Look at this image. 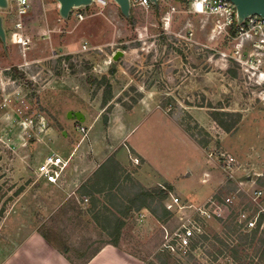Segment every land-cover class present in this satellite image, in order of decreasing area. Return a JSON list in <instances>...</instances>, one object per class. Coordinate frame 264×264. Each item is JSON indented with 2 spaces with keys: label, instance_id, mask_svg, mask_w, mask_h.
Returning a JSON list of instances; mask_svg holds the SVG:
<instances>
[{
  "label": "rangeland",
  "instance_id": "obj_1",
  "mask_svg": "<svg viewBox=\"0 0 264 264\" xmlns=\"http://www.w3.org/2000/svg\"><path fill=\"white\" fill-rule=\"evenodd\" d=\"M30 1L24 16L16 7L0 8L6 35L0 40V261L9 242L7 226L14 222L48 216L71 243L89 251L106 237L79 201L80 208L72 209L69 199L49 216L63 189L40 185L35 167L51 152L67 157L79 142V126L88 127L91 117L87 115L84 124L66 110L99 112L104 87L98 80L107 76L113 86L112 105L122 113L135 108L129 122L138 126L130 143L165 167L177 184L173 192L193 202L212 195L233 200L224 220L208 224L195 256L176 260L161 250L164 226H175L170 216L163 222L156 218L158 223L152 225L132 222L133 214L121 247L145 264H212L205 260L209 254L235 264L228 249L224 254L217 250L226 247L219 240L232 247L239 234L251 231L239 211L255 200L257 190L264 192V85L220 57L233 44L215 28L216 16L195 12L189 0H161L156 12L135 6L132 24L116 2L106 7L92 2L73 8L66 22L57 0ZM77 12L85 18L80 20ZM18 21L30 42L26 49L15 40ZM191 28L192 44L179 37ZM85 42L87 50L82 48ZM119 50L123 55L114 60ZM213 110L235 112L240 119L228 132L213 119ZM220 152L237 160L230 173L221 166ZM123 154L129 160L127 149ZM125 176L122 172L121 180ZM244 248V264H262L264 245L257 241Z\"/></svg>",
  "mask_w": 264,
  "mask_h": 264
},
{
  "label": "built area",
  "instance_id": "obj_2",
  "mask_svg": "<svg viewBox=\"0 0 264 264\" xmlns=\"http://www.w3.org/2000/svg\"><path fill=\"white\" fill-rule=\"evenodd\" d=\"M159 1V0H158ZM193 10L198 13L214 15L217 18L215 28L219 27L220 32L230 36L232 48L230 52L221 51L220 57L225 60H232L240 70L241 74L249 80L255 81L259 85H264V16L252 13L239 20L237 7L231 0H189ZM103 7L108 6L115 0H92ZM131 5L149 8L152 0H129ZM10 8L16 7L20 16L28 13L31 7L30 0H7ZM56 7L60 4L57 1ZM1 8V7H0ZM176 7L171 6V11ZM169 11V14L170 12ZM1 15V13H0ZM80 20L85 18L82 12H77ZM170 19V17H168ZM16 42L24 49L30 47L29 39L25 36L22 21L15 23ZM234 29V33L232 30ZM223 34V35H224ZM180 38L186 42L195 43V31L191 28ZM83 49H89L88 43H83ZM83 136L87 134L85 126H79ZM219 158L221 166L229 173L234 170L237 163L236 158L228 152H220ZM71 156L65 157L57 152L46 155L44 160L35 167V174L38 181H46L60 185L65 177V173L70 163ZM135 164L141 162L140 158L133 156ZM88 198H86V201ZM233 200L229 197L218 198L210 196L207 200L188 201L179 193L169 192L164 201L166 208L170 211V217L175 222L173 229L164 226V240L161 250L167 252L176 260H184L192 255H196L199 242L203 235L207 233V226L213 220H224ZM239 215L244 217V226L249 230L259 228L264 231V192L256 191L254 201H250L247 207L239 211ZM221 256L216 259L206 257L207 262L212 264H226Z\"/></svg>",
  "mask_w": 264,
  "mask_h": 264
},
{
  "label": "crops",
  "instance_id": "obj_3",
  "mask_svg": "<svg viewBox=\"0 0 264 264\" xmlns=\"http://www.w3.org/2000/svg\"><path fill=\"white\" fill-rule=\"evenodd\" d=\"M66 50V48L60 47L61 53L62 51L66 53ZM134 109L131 110L132 112L122 113L117 104L113 105L112 109L108 111L109 120L107 123L103 122L105 117L103 112L106 111V106H103L102 103L99 112L96 113L97 115H93L90 111V113H87L79 108H68L66 110V112L68 110L83 112L85 114L84 124H86L87 115L91 117L92 121L88 127L86 126V136L82 135V138L67 155V157L71 156V159L62 183L57 185L46 181H38L43 186L50 188L56 186L63 189L58 190L57 204L50 206L52 210L49 216L57 212L69 199H72L73 202L74 199L79 201L81 207H86L84 214L85 212L89 214L87 212L89 199L86 201L88 197L79 195V187L93 176L111 155H115L117 161L121 164L122 172L130 173L145 187L162 185V182H168L174 187L177 186L176 181L173 180L174 178L169 177L164 166L153 163L146 157L141 147L136 143H130L129 140L133 137V132L138 126V124L131 125L129 122L132 115L135 114ZM117 115L116 122L115 116ZM124 148L127 149L129 160L123 158ZM132 150L136 155L132 154ZM133 156L139 157L141 162L135 164L132 160ZM49 218L47 216L41 217L39 221L14 222L7 226L8 232L5 235L9 242H6L7 249L1 255L0 264H72L40 233V225ZM132 218V222L135 220L136 223L138 221H145L152 225L158 223L156 217L147 208L135 212ZM87 264H145V261L127 249L119 248L113 244H106Z\"/></svg>",
  "mask_w": 264,
  "mask_h": 264
},
{
  "label": "trees",
  "instance_id": "obj_4",
  "mask_svg": "<svg viewBox=\"0 0 264 264\" xmlns=\"http://www.w3.org/2000/svg\"><path fill=\"white\" fill-rule=\"evenodd\" d=\"M161 3V0L157 3L153 2L150 7L156 12ZM134 7V5H131L128 14L122 13L132 24H135L133 16ZM61 17L68 22L71 18V13L68 17ZM232 32L234 33V29ZM226 37L228 41L231 40L230 36ZM0 40H2L1 36ZM110 71L111 73L115 72L113 66L110 68ZM22 75L24 74L22 73ZM98 82L104 87L102 105L106 106L107 111H110L113 106L111 101L114 98L112 83L107 76H103ZM211 115L228 132L231 131L235 123L240 119V114L235 112L213 110ZM121 175L122 166L117 161L115 155H111L93 176L79 187V195L81 197H88L89 199L87 212L96 222L100 234L106 235L102 239L101 245L97 246L93 251H89L87 246H76L71 243L65 231L56 225L52 218L40 225L39 231L43 237L65 255L72 264H87L106 244H113L122 248L121 240L124 228L130 217L143 208L151 211L161 222L170 216V211L166 208L164 201L168 197L169 192L173 191L171 184H162L148 188L130 174H126L125 179H123L126 182H123ZM74 202L72 209L80 208L75 199ZM259 233V228H255L245 234H239L238 238H236L238 242L232 247L230 243L228 244L223 240H219L222 246L226 247H220L217 253L224 254L228 249L229 256L235 261V264H239V262H241L240 264H244V246H252L257 241L260 245H264V231ZM255 249L257 248L255 247ZM262 253H264V249ZM209 255L211 256V254ZM260 263L264 264V259Z\"/></svg>",
  "mask_w": 264,
  "mask_h": 264
},
{
  "label": "water",
  "instance_id": "obj_5",
  "mask_svg": "<svg viewBox=\"0 0 264 264\" xmlns=\"http://www.w3.org/2000/svg\"><path fill=\"white\" fill-rule=\"evenodd\" d=\"M60 4L59 11L61 16L68 17L72 12L73 8L89 5L92 3V0H57ZM119 5L123 14H128L131 4L129 0H115ZM154 3H157L158 0H152ZM235 3L237 7L239 20H242L249 14L258 13L264 16V0H231ZM0 7L7 8V0H0ZM0 36L2 39H6L5 29L3 25L2 16L0 15ZM123 55V51L119 50L114 54V60H118L120 56ZM68 116L70 118H76L78 121H85V114L81 111L70 110ZM105 122L109 120V116L105 115Z\"/></svg>",
  "mask_w": 264,
  "mask_h": 264
}]
</instances>
